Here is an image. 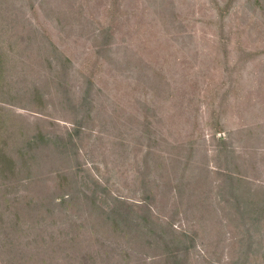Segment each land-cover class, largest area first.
I'll return each mask as SVG.
<instances>
[{
	"label": "rangeland",
	"instance_id": "rangeland-1",
	"mask_svg": "<svg viewBox=\"0 0 264 264\" xmlns=\"http://www.w3.org/2000/svg\"><path fill=\"white\" fill-rule=\"evenodd\" d=\"M0 264H264V0H0Z\"/></svg>",
	"mask_w": 264,
	"mask_h": 264
},
{
	"label": "trees",
	"instance_id": "trees-1",
	"mask_svg": "<svg viewBox=\"0 0 264 264\" xmlns=\"http://www.w3.org/2000/svg\"><path fill=\"white\" fill-rule=\"evenodd\" d=\"M219 139H223V136H219L218 137ZM41 141V140H40ZM39 141V142H40ZM28 160V159H27ZM27 198V197H26ZM114 217L116 218V219H118V221H120V222H122V223H130L131 222V216L129 215V213L128 212H117V214L116 215H114ZM166 245V244H165ZM165 249L167 250V252L169 253L168 254V257L169 258H171V256L170 255H172V254H176L172 249H170V246H165ZM173 259H175V262L176 263H178L179 261L178 260H176L177 258L175 257V256H173L172 257ZM174 262V263H175Z\"/></svg>",
	"mask_w": 264,
	"mask_h": 264
}]
</instances>
